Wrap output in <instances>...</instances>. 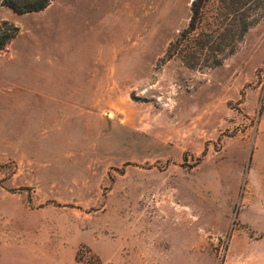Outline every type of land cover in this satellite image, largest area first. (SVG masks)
Instances as JSON below:
<instances>
[{"label":"rangeland","instance_id":"1","mask_svg":"<svg viewBox=\"0 0 264 264\" xmlns=\"http://www.w3.org/2000/svg\"><path fill=\"white\" fill-rule=\"evenodd\" d=\"M192 1L0 4V264H264V6L191 70Z\"/></svg>","mask_w":264,"mask_h":264},{"label":"trees","instance_id":"2","mask_svg":"<svg viewBox=\"0 0 264 264\" xmlns=\"http://www.w3.org/2000/svg\"><path fill=\"white\" fill-rule=\"evenodd\" d=\"M54 0H0L19 15L37 13ZM264 0H193L187 26L170 42L167 60L176 58L191 70L212 69L235 52L237 44L263 13ZM18 28L0 26V49L17 34Z\"/></svg>","mask_w":264,"mask_h":264},{"label":"crops","instance_id":"3","mask_svg":"<svg viewBox=\"0 0 264 264\" xmlns=\"http://www.w3.org/2000/svg\"><path fill=\"white\" fill-rule=\"evenodd\" d=\"M76 9L75 10H70V12H71V14H79V15H81V13H86V12H89L90 10L87 8V7H75ZM96 9H95V11L99 8L98 7V5L95 7ZM82 16V15H81ZM82 19H83V17H82Z\"/></svg>","mask_w":264,"mask_h":264}]
</instances>
